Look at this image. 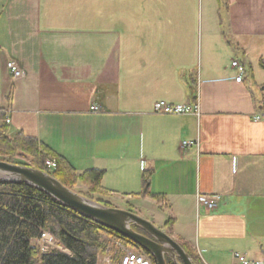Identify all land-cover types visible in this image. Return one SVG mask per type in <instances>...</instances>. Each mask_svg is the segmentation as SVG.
Masks as SVG:
<instances>
[{
	"label": "crops",
	"instance_id": "crops-1",
	"mask_svg": "<svg viewBox=\"0 0 264 264\" xmlns=\"http://www.w3.org/2000/svg\"><path fill=\"white\" fill-rule=\"evenodd\" d=\"M158 101L196 111L153 114ZM260 107L264 0H0V127L6 116L9 138L36 140L78 173L101 171L104 199L163 230L171 219L166 233L203 264L264 254ZM197 195L221 200L207 213Z\"/></svg>",
	"mask_w": 264,
	"mask_h": 264
},
{
	"label": "trees",
	"instance_id": "trees-1",
	"mask_svg": "<svg viewBox=\"0 0 264 264\" xmlns=\"http://www.w3.org/2000/svg\"><path fill=\"white\" fill-rule=\"evenodd\" d=\"M188 89L189 97L194 102L195 85L189 83ZM260 110L264 112L261 107ZM5 118L3 116L0 127V161L47 173L70 191L110 207L100 200L109 195L101 186V171L78 173L63 158L53 154L36 140L22 135L9 138ZM16 155L27 157L30 162H8V158ZM46 159L54 160L55 167L47 168L44 164ZM148 183V176L143 175L138 197L149 195ZM76 186L84 187L86 191L77 192ZM126 210L135 213L131 209ZM171 222V219L166 221L165 229H170ZM132 229L139 232L136 227ZM43 232L48 233L61 250L40 252L38 240ZM104 237L124 246L131 245L138 252H143L128 240L77 215L37 189L17 183H0V264H98V257L107 252ZM179 245L190 257L192 264H203L188 243L180 242ZM115 258L117 260L118 256ZM165 264L173 263L165 259Z\"/></svg>",
	"mask_w": 264,
	"mask_h": 264
},
{
	"label": "water",
	"instance_id": "water-1",
	"mask_svg": "<svg viewBox=\"0 0 264 264\" xmlns=\"http://www.w3.org/2000/svg\"><path fill=\"white\" fill-rule=\"evenodd\" d=\"M0 183H17L37 189L77 215L128 240L148 254L154 264H192L190 257L167 233L137 213L110 208L63 187L47 173L26 166L0 161ZM138 228L144 235L135 232Z\"/></svg>",
	"mask_w": 264,
	"mask_h": 264
},
{
	"label": "built area",
	"instance_id": "built-area-1",
	"mask_svg": "<svg viewBox=\"0 0 264 264\" xmlns=\"http://www.w3.org/2000/svg\"><path fill=\"white\" fill-rule=\"evenodd\" d=\"M231 68L236 71V76L234 78L236 83H241L244 75H245V67L238 60L231 61ZM6 70L10 74L13 80H18L23 76L22 70L12 61L6 63ZM91 112L97 113L99 112V108L97 106H92L89 109ZM196 111V107L189 105H168L165 102L158 101L155 102L152 106V113L157 115H167V116H183L187 114H191ZM8 117L5 118L4 123L6 125L9 124ZM193 142H182L181 147H191L193 146ZM47 168H54L55 162L52 159H46L44 162ZM220 202V196L218 195H197L195 197L196 207L202 208L205 212L210 213L213 212ZM115 249V255H118L116 261H113L112 258H104L102 256L101 263L102 264H151L148 256L141 251L131 252L127 250V246H124L122 243L118 241H114L113 243ZM38 246L40 248V252L45 253L50 250H61V248L57 245L55 240L46 232L40 234V238L38 240ZM100 257H98L99 260ZM115 262V263H114ZM230 264H264V255L258 259H252L247 257L244 254L234 253L231 257Z\"/></svg>",
	"mask_w": 264,
	"mask_h": 264
},
{
	"label": "rangeland",
	"instance_id": "rangeland-1",
	"mask_svg": "<svg viewBox=\"0 0 264 264\" xmlns=\"http://www.w3.org/2000/svg\"><path fill=\"white\" fill-rule=\"evenodd\" d=\"M215 11H216V9H215ZM235 60V59H234ZM233 61V60H232ZM230 64H231V62H230ZM5 67H6V65H5ZM231 67V66H230ZM232 69V68H231ZM234 70V69H233ZM42 155V154H41ZM13 160H15V161H21V162H23V163H25V164H28L29 162H30V160L27 158V157H24V156H22V155H16L15 157H13V158H8V162H11V161H13ZM75 189H76V191L77 192H81V193H84V191H86V188H84V187H80V186H76L75 187ZM112 194H109L108 195V197H112L111 196ZM100 200H102L104 203H107L109 206H110V208H115V209H119V210H125V209H127L128 207H124V204L122 203H120V202H118V201H116V200H110V199H104V198H100ZM220 200H221V198H220ZM142 218L144 217V219L145 220H147V221H149V222H151V223H153L152 221H151V219L150 218H148V217H145V216H142V214H140V213H138ZM159 214H161L163 217H164V220L166 221L167 220V217L165 216V214L164 213H160L159 212ZM155 225V227H157V228H159V226L158 225H156V224H154ZM160 229V228H159ZM163 232H165L166 233V229L165 230H163V229H161ZM104 240L105 241H107V245H106V248H107V252H106V254H103V255H100L99 257L101 258L102 256L104 257V258H112V260L113 261H116V258L115 257H117L118 255H115V249H114V245H113V243H114V240H112V239H109V238H107V237H104ZM263 249H264V243H263ZM127 250H129V251H131V252H135V251H138V250H136L134 247H132L131 245H128L127 246ZM240 251V250H239ZM249 257H250V255H248ZM115 263V262H114ZM102 264V263H101Z\"/></svg>",
	"mask_w": 264,
	"mask_h": 264
},
{
	"label": "flooded vegetation",
	"instance_id": "flooded-vegetation-1",
	"mask_svg": "<svg viewBox=\"0 0 264 264\" xmlns=\"http://www.w3.org/2000/svg\"><path fill=\"white\" fill-rule=\"evenodd\" d=\"M138 233H140V234H142V235H144V233L143 232H141L140 230H139V232ZM148 258H149V260L153 263V259L150 257V256H148ZM165 259H168V258H165ZM169 260V259H168Z\"/></svg>",
	"mask_w": 264,
	"mask_h": 264
}]
</instances>
